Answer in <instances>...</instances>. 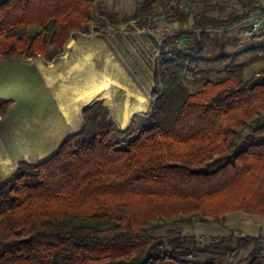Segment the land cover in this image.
<instances>
[{
    "label": "trees",
    "instance_id": "trees-1",
    "mask_svg": "<svg viewBox=\"0 0 264 264\" xmlns=\"http://www.w3.org/2000/svg\"><path fill=\"white\" fill-rule=\"evenodd\" d=\"M144 1L122 23L142 26L161 10L178 25L148 36L157 54L148 110L120 128L94 101L51 155L0 178V264H235L251 245L246 264H264L260 237L229 233L201 244L182 233L234 213L264 218V67L244 79L232 65L264 44L213 58L224 78L197 92L184 82L200 78L210 33L225 37L257 0H235L240 12L225 18L191 11L195 0ZM115 23L93 0H0V62H55L91 26L97 33Z\"/></svg>",
    "mask_w": 264,
    "mask_h": 264
},
{
    "label": "rangeland",
    "instance_id": "rangeland-1",
    "mask_svg": "<svg viewBox=\"0 0 264 264\" xmlns=\"http://www.w3.org/2000/svg\"><path fill=\"white\" fill-rule=\"evenodd\" d=\"M93 1L102 12L111 15L116 23L102 27L97 33L93 32L91 26L89 35H80L71 40L55 62H46L42 58L25 60L17 57L0 62V99L7 100V104L3 106L4 111L0 112V140L8 146L12 155H18L19 147L24 140L32 141L33 151H37L35 152L37 154L52 153L65 136L75 132L80 127L82 110L94 101L102 102L103 106L110 111V115L112 113L108 106L112 107L113 119L115 118L121 124H125L117 115V104L111 87L104 88L83 105L78 113V122L75 126H72L67 120L59 97L62 85L56 75L48 74L45 69H53L59 62L74 56L73 48L79 40L82 42L93 39L102 41L134 82L137 89H140L138 91L144 94L140 92L145 100V108L146 103L149 104V95L153 85L152 62L157 54L151 53V42L148 40V36L159 40L162 33L175 30L178 25H167L159 17L161 10H157L151 17L144 20L142 26L136 20H131L128 24L122 23L124 15H132L136 7L148 5V2L144 0ZM189 6L191 11L195 13L206 11L209 15L217 18H225L230 14L240 12L235 0L211 3L195 0ZM115 16H117L116 19H114ZM244 26L245 20L233 25L228 29L225 37L220 30L210 33L211 42L203 54L200 78L187 77L184 81L191 92L199 91L204 81L215 82L224 78L225 66L219 68L214 65L212 63L213 58L220 54L234 56L244 49L264 44V33L254 37H245L242 34ZM234 57L233 68L241 70L244 79L255 75L264 67L263 50H259L256 56ZM116 123L118 124L117 121ZM32 160H35V157ZM182 233L194 235L196 239L200 238L201 244H206L209 237L224 236L229 233L260 237V250L258 252L261 262L264 263V218L234 213L215 223L210 220L196 221L190 226L183 227ZM253 247L251 245L240 252L234 263L246 264L247 260L250 259Z\"/></svg>",
    "mask_w": 264,
    "mask_h": 264
},
{
    "label": "bare ground",
    "instance_id": "bare-ground-1",
    "mask_svg": "<svg viewBox=\"0 0 264 264\" xmlns=\"http://www.w3.org/2000/svg\"><path fill=\"white\" fill-rule=\"evenodd\" d=\"M73 51L71 58L59 62L53 69H45L48 74L56 75L62 85L60 103L72 126L77 124L83 105L107 87L113 88L121 122L126 123L133 114L145 110L144 97L102 41L79 40Z\"/></svg>",
    "mask_w": 264,
    "mask_h": 264
},
{
    "label": "crops",
    "instance_id": "crops-1",
    "mask_svg": "<svg viewBox=\"0 0 264 264\" xmlns=\"http://www.w3.org/2000/svg\"><path fill=\"white\" fill-rule=\"evenodd\" d=\"M148 105L149 104L146 103L145 110L141 111L137 114L145 113L148 110ZM108 107L111 109V113L113 115L112 107H110V106H108ZM137 114H135V115H137ZM133 116L134 115H132L124 125L121 124L117 119H115V118L114 119L118 122V124L121 128H124L130 123L131 118ZM20 146H21V147H19L20 152L18 153V155H12V153H10V150L8 149V146L4 145V143L0 140V178L5 176V175L12 173L16 169V167L20 161H26V162H31V163L40 162V161H43L44 159H46L49 155H51L57 149V148H55L53 150V152L50 154H47V155L41 154L40 155V154L35 153L37 151H33V144H32L31 140H24ZM33 157H35V160H32Z\"/></svg>",
    "mask_w": 264,
    "mask_h": 264
},
{
    "label": "built area",
    "instance_id": "built-area-1",
    "mask_svg": "<svg viewBox=\"0 0 264 264\" xmlns=\"http://www.w3.org/2000/svg\"><path fill=\"white\" fill-rule=\"evenodd\" d=\"M256 5L259 6V9L245 20L242 31L245 37H254L258 33L264 32V0H257Z\"/></svg>",
    "mask_w": 264,
    "mask_h": 264
}]
</instances>
